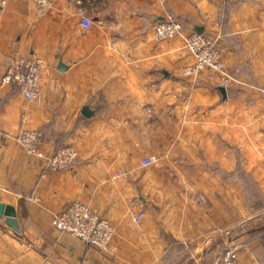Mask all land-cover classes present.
Segmentation results:
<instances>
[{"label": "crops", "instance_id": "1", "mask_svg": "<svg viewBox=\"0 0 264 264\" xmlns=\"http://www.w3.org/2000/svg\"><path fill=\"white\" fill-rule=\"evenodd\" d=\"M49 1L43 17L36 0L0 6V203L19 224L0 217V264H212L235 241L239 264H264V0ZM168 15L183 33L158 41ZM198 27L221 46L226 98L220 73L182 75ZM17 56L44 62L39 101L1 81ZM24 129L76 160L48 171L16 140ZM73 201L114 226L107 251L56 230Z\"/></svg>", "mask_w": 264, "mask_h": 264}, {"label": "built area", "instance_id": "2", "mask_svg": "<svg viewBox=\"0 0 264 264\" xmlns=\"http://www.w3.org/2000/svg\"><path fill=\"white\" fill-rule=\"evenodd\" d=\"M8 0H0V6H4ZM233 1V0H225ZM49 0H36V13L45 16L51 8ZM84 30L90 29L92 19L84 16L81 19ZM153 37L158 41L171 39L183 33V25L180 19L168 15L163 21L157 22L153 27ZM184 48L189 51L194 61L182 69L184 77H199L206 69L221 74V85L228 88L232 81L227 73L222 49L217 39L196 31L184 35ZM44 62L38 57H14L2 75L3 84L13 85L28 100L39 101L43 97L41 88ZM16 140L22 145L28 155L40 159L44 168L48 171H57L69 167L77 158L78 152L74 145H65L57 148L51 154H46L42 149L43 134L39 130L24 129ZM160 161L158 155H151L141 161L142 167H149ZM136 209L134 220L140 222L144 216V210L137 203H133ZM54 225L61 236H71L92 246L98 251H107L114 239V226L103 217L99 211L90 205L73 201L54 215ZM240 245H229L214 255L212 264H239Z\"/></svg>", "mask_w": 264, "mask_h": 264}, {"label": "water", "instance_id": "3", "mask_svg": "<svg viewBox=\"0 0 264 264\" xmlns=\"http://www.w3.org/2000/svg\"><path fill=\"white\" fill-rule=\"evenodd\" d=\"M202 27L196 28V32L202 33ZM220 92L223 96L227 97V89L223 86L219 87ZM83 114L87 117H91L93 115V111L90 110L88 106L83 108ZM6 216L5 222L8 226H10L15 231H19V224L16 218V208L11 205H5L4 203H0V217Z\"/></svg>", "mask_w": 264, "mask_h": 264}, {"label": "rangeland", "instance_id": "4", "mask_svg": "<svg viewBox=\"0 0 264 264\" xmlns=\"http://www.w3.org/2000/svg\"><path fill=\"white\" fill-rule=\"evenodd\" d=\"M8 2V1H7ZM7 4V3H6ZM5 4V5H6ZM218 45H219V43H218ZM219 47L221 48V46L219 45ZM188 51V50H187ZM216 72V71H215ZM231 76V75H230ZM193 78V77H192ZM197 78V77H196ZM231 78H233L232 76H231ZM161 158V157H160ZM154 165H156V164H154ZM151 166H153V165H151ZM150 167V166H149ZM66 206V205H65ZM94 208V207H93ZM264 240V239H263ZM231 245H240L238 242H234V243H232ZM222 249H220L219 251H221ZM215 252H217L218 253V251H215ZM217 253H215L214 255H216ZM214 255H213V257H214ZM212 257V258H213Z\"/></svg>", "mask_w": 264, "mask_h": 264}]
</instances>
